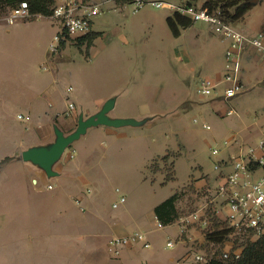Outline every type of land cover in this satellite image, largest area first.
I'll list each match as a JSON object with an SVG mask.
<instances>
[{"label": "crops", "instance_id": "0c3cea01", "mask_svg": "<svg viewBox=\"0 0 264 264\" xmlns=\"http://www.w3.org/2000/svg\"><path fill=\"white\" fill-rule=\"evenodd\" d=\"M36 17L44 16L22 20L32 23ZM3 28L6 32L12 29L0 18V264H196L193 252L230 247L224 240L217 244L208 241L207 233L197 224H189L180 232L179 218L194 211L203 200L184 214L177 201L178 217L159 225L154 212L158 204L184 185L192 182L202 187L205 180L192 176L177 188H167L165 184L175 178L176 156L172 159L171 179H166L167 173L160 164L156 171L151 170L153 162L169 149L160 145L157 150L154 146L145 148L140 127L150 117L134 112V101L126 103V89L113 104L108 101L111 91L109 95L97 92L80 76L72 77V84L60 90L58 78L53 75L50 79L49 75L31 70L22 55L11 51L2 38ZM90 33L94 35L92 42L100 34L92 30ZM116 34L124 38L119 30ZM64 46L65 43L61 48ZM52 71L57 72L55 65ZM70 102L74 109L66 114ZM18 114L28 115L29 120L20 121ZM101 115L113 124L88 127L51 164L50 173L41 164L22 158L28 150L51 148L58 134L67 136L80 121ZM130 118L146 120L130 126L125 121ZM116 121L121 123L116 125ZM98 134L108 140L104 163L116 169L126 167L128 173H101L87 156L75 159L73 144L79 142L86 147ZM231 139L232 136L228 138ZM118 151L119 156L109 157ZM236 151L237 148L233 153ZM6 158L10 159L3 161ZM84 167L90 170L87 172ZM114 178L118 179L119 188L109 185ZM120 196L125 201L114 207ZM109 197L117 199L110 206ZM133 232L145 234L149 246L142 242L128 244L118 255L108 250L110 238ZM169 241L172 246L167 245Z\"/></svg>", "mask_w": 264, "mask_h": 264}, {"label": "rangeland", "instance_id": "374dc122", "mask_svg": "<svg viewBox=\"0 0 264 264\" xmlns=\"http://www.w3.org/2000/svg\"><path fill=\"white\" fill-rule=\"evenodd\" d=\"M50 1L41 0L48 10ZM195 2L203 5L205 0ZM250 4L246 14L236 20V27L247 34L257 29L264 31V0H251ZM8 10L7 5H2L0 18L5 19ZM229 11L232 13L233 8ZM172 13L171 9L149 4L133 13L130 5L120 7L109 0L101 4L100 13L92 18L91 30L100 34L90 46H87L86 38H72L55 53H50L48 46L57 26L47 17H36L32 23L18 19L8 24L10 29L14 26L10 32L2 29V38L7 40L12 52L22 55L31 64V70L49 75L50 79L53 75L58 78L60 90L72 84V77L80 76L96 87L97 92L107 95L111 91L108 101L113 104L116 96H121L126 89V103L134 101L137 104L134 112L141 111L150 117L140 127L145 148L154 146L157 150L160 145L169 149L168 160L156 159L152 166L157 169L158 164L162 165L171 176L172 159L176 156L175 178L165 184L167 188H177L192 176L205 180L202 187L190 182L178 190V208L184 214L193 210L216 184L223 167L217 170L215 164L222 158L228 159V154L239 146L256 143L264 132V56L252 51L241 56L239 77L242 88L233 98L225 100L222 94L228 85L223 80L226 42L202 21L180 29L178 36L173 35L166 22V17ZM118 30L124 38L116 34ZM56 58L59 60L55 61ZM54 65L55 74L52 71ZM202 78L218 80L216 89L209 96H201L197 91ZM230 109L232 114H226ZM145 120L130 118L125 121L136 126L133 124H143ZM203 123L209 125V129L203 128ZM231 136L232 144L226 147L225 142ZM73 145L75 159L87 156L99 172L118 170L120 174L128 173L126 167L116 169L104 163L108 156L105 135L92 137L86 147L79 142ZM213 148L220 150L218 155L211 154ZM119 154V151L113 152L109 157ZM109 185L113 189L120 187L116 178ZM116 201L109 197L107 204L110 206ZM220 225L218 223L221 228L224 226ZM206 249L207 258L221 256V250L217 253L214 247Z\"/></svg>", "mask_w": 264, "mask_h": 264}, {"label": "built area", "instance_id": "2783aa9c", "mask_svg": "<svg viewBox=\"0 0 264 264\" xmlns=\"http://www.w3.org/2000/svg\"><path fill=\"white\" fill-rule=\"evenodd\" d=\"M109 0H54L49 17L57 26L52 36L48 51L55 53L61 43L72 38L86 36L91 32L92 18L100 13L101 4ZM117 6L130 5L133 13L141 9L145 4L155 8H168L172 12L187 17L193 22L207 23L212 32L222 37L226 42L225 48V72L223 80L228 85L223 89V98L229 100L240 92L242 84L239 77V63L241 56L248 52H254L264 56V31L247 34L236 27L235 22L222 15L221 11L209 10L195 0H178L177 3L163 0H111ZM40 16V15H36ZM31 17L28 4L20 2L11 8L5 17L7 24L11 25L18 19ZM216 79L202 78L197 91L201 96H209L217 87ZM74 109L73 103H68L66 114ZM226 114H232V109ZM20 121L27 122L28 115L18 114ZM197 122V119H193ZM203 128L209 129V125L203 123ZM232 140H226L229 147ZM219 149H211L212 155H218ZM219 171L217 183L209 190L202 203L191 213L181 216L178 220L180 232H184L189 224H197L205 234L211 231L213 218L225 223L227 234L224 242L230 247L223 249L221 257L224 259H238L247 241L254 242L264 237V132L256 143L247 146H239L237 151L221 159L215 164ZM51 188V186H48ZM125 201L120 196L118 203ZM80 205L78 199L75 200ZM159 221V220H158ZM159 225H162L159 221ZM142 242L148 247L145 234L133 232L124 237H112L108 241V250L118 255L120 250L133 243ZM168 246L173 243L169 241ZM213 253V252H212ZM214 254V253H213ZM212 254V255H213ZM196 263L204 264L209 258L204 251L193 252Z\"/></svg>", "mask_w": 264, "mask_h": 264}, {"label": "trees", "instance_id": "16d2710c", "mask_svg": "<svg viewBox=\"0 0 264 264\" xmlns=\"http://www.w3.org/2000/svg\"><path fill=\"white\" fill-rule=\"evenodd\" d=\"M53 1L54 0L50 1L51 7ZM20 2H26L28 4L31 17L36 15L49 17L51 14V8L50 10H48V8H46L41 0H0V7L2 5H7L10 10L11 8L16 7ZM250 2L251 0H205V2L203 3V7H206L209 10L218 9L227 19L232 22H236L237 19L242 18L251 8ZM230 8H233L232 13L229 11ZM166 22L173 35L175 36H178L180 34V29L186 28L192 24V21L190 19L178 14L177 12H173L171 16H168L166 18ZM93 37L94 35L92 33H89L86 36L75 39L86 38L88 39L87 46H90ZM64 43L65 42L61 43L60 47ZM9 159L10 158H6L3 161H8ZM161 159L163 162H166L168 160V153ZM157 169L151 165L152 171H156ZM171 178L172 175H166L167 180ZM179 195V191H176L154 208L155 215L162 225L169 224L178 217L176 203L179 200ZM218 223L219 225L224 224V226L221 228V225L218 226ZM212 227H214V229L206 234L207 240L213 242L214 244L221 243L224 240L225 235L227 234L225 223H221L220 220L213 218ZM216 252L218 253L219 251L217 250ZM216 252L214 254H217ZM204 264H264V237L254 242L247 241L242 254L238 259H224L221 256H212Z\"/></svg>", "mask_w": 264, "mask_h": 264}, {"label": "water", "instance_id": "95a60500", "mask_svg": "<svg viewBox=\"0 0 264 264\" xmlns=\"http://www.w3.org/2000/svg\"><path fill=\"white\" fill-rule=\"evenodd\" d=\"M121 122H114V124L118 125ZM99 124H113L109 120H105L103 115L98 118L89 117L83 121L79 122L78 127L74 132L67 136H63L62 134H58V137L55 143L49 149H33L28 150L22 154V158L24 160H31L34 163L41 164L48 173H50L51 164L56 161L64 150L71 144L74 140H76L81 134L85 132L88 127L96 126Z\"/></svg>", "mask_w": 264, "mask_h": 264}]
</instances>
